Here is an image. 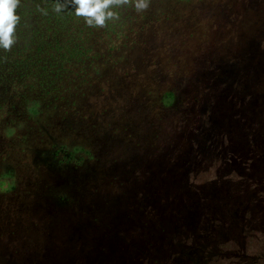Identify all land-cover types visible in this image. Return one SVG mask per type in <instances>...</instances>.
I'll return each mask as SVG.
<instances>
[{
  "label": "rangeland",
  "instance_id": "374dc122",
  "mask_svg": "<svg viewBox=\"0 0 264 264\" xmlns=\"http://www.w3.org/2000/svg\"><path fill=\"white\" fill-rule=\"evenodd\" d=\"M262 1H142L138 7L141 5L148 14L146 17L140 15L134 22L139 25L138 29L145 24V30L132 40L137 44L135 41V44L128 43L129 47L133 45L131 48L113 50L95 47V55H101L97 66L89 65L85 68L86 74L84 72L74 78L76 82L69 98L65 99L69 104L65 101L48 106L50 100L43 95L39 98L40 106H36L44 111L40 108V113L31 114V119L22 112L7 110L6 105L0 110V264H69L71 257H78L77 260L85 264L84 260L93 258L100 246H97L99 250L93 247L81 252L79 244L64 241L70 234L60 232L59 224L62 223L67 230L72 226H82L85 234L88 229L97 230V235L110 237L116 242L124 238L120 230L126 225L133 229L135 225H142L141 230L152 225V234L144 245L138 246L137 254L142 264H152L156 259L160 260L159 264H171L173 259L179 258L180 251H191L193 247L205 257H214L218 261L216 264H264V226L253 222L264 219V211H260L264 209V179L261 184L257 183L258 186H252V190L248 189L246 177L239 175L238 161L231 155V158L226 157L230 150L217 152L213 159L204 162L196 184L204 186L205 182L225 172L220 159L230 166L224 174L225 179H232L229 187L240 188L237 193L239 202L253 207L239 209L243 218L253 219V224H239L237 239L231 230L224 237L213 233L214 216L218 219L219 215L228 217L234 212L222 214L220 212L225 209L219 207V214H214V209L207 210L205 202L200 210L197 208L195 218L184 217L186 210L183 204L167 211L160 203L153 206L156 209L150 223L149 219L140 224L127 222L124 218L127 219L132 210L128 204L131 205L132 193H137L135 183H142V174L150 176L149 168L157 169L159 160L163 159L164 155L159 154L169 150L172 144L169 143L170 133L182 123L179 115L182 108L190 109L191 104H196L195 97L204 98L206 88L210 93L220 83L210 86L213 80L209 77L207 86L203 84L199 88L196 85L202 78L196 71L210 68L214 80L224 81H233L222 75L224 70L238 71L242 89L251 86L245 77L246 58H249V49L246 48L249 40L245 34L250 27L248 17L241 10L250 2ZM257 48L251 56L262 64L263 58L258 56L264 48L262 40ZM209 62L211 66H208ZM261 64L255 66L261 67ZM221 66L225 68L223 71ZM165 68L171 71L170 76L164 75ZM160 70H164L163 75L158 77ZM169 77L170 87L173 79L182 86L188 82L190 94L186 101L179 103L177 100L175 107L165 109L164 113L165 110H159L156 95L150 93L154 91L150 80H165L163 85L169 88ZM252 84L260 89L258 94H264V79L260 83L252 81ZM138 89L143 92L138 93ZM2 100L17 104L13 97H0V105ZM188 113L185 111L187 116ZM42 123H45L44 127ZM255 127H258L257 121L253 125ZM223 144L226 147L230 142L226 138ZM61 146L74 150L80 161H67L65 154L55 155ZM205 157L207 155L201 159H209ZM248 157L252 159V156ZM206 165H213V168ZM242 166L243 173L251 168L250 163ZM258 187L261 191L257 190ZM58 188L63 190L52 192ZM60 195H68V204L60 201ZM146 207L147 211L151 210L150 206ZM168 212L171 223L165 220ZM167 223L165 231L157 232V225ZM190 224V229H187ZM216 227L227 230L230 224L219 222ZM18 242L40 246L44 251L30 249L23 252L24 248Z\"/></svg>",
  "mask_w": 264,
  "mask_h": 264
},
{
  "label": "trees",
  "instance_id": "16d2710c",
  "mask_svg": "<svg viewBox=\"0 0 264 264\" xmlns=\"http://www.w3.org/2000/svg\"><path fill=\"white\" fill-rule=\"evenodd\" d=\"M142 1L149 0H0V97H13L17 102L15 104L2 100L0 110L6 105L7 110L15 111L18 114L22 112L31 119V114L38 115L40 113L41 107L38 109L36 105L40 106L39 98L43 95L50 100L47 103L48 106L55 102L64 103L65 99L70 96L74 81L76 82L74 78L80 77L84 72L86 74L85 68L89 65H96L101 57L98 53L95 55L97 51L95 47L97 49L109 47L111 50L120 49V47H133V45L129 47L128 43L135 44L136 40L133 43V38L137 39L145 30V24L140 25V29H138L139 25L134 24L139 20L140 15L146 17L148 14V10L143 9L141 5L138 7L143 3ZM241 11L248 17V26L250 27L245 34L249 40L246 46L249 49V58H246L245 64L253 62L247 67L245 65V77L253 86L252 81L260 83L264 79V48L263 51L258 52V56L263 58L262 64L254 56H251L253 51L257 52L260 40L264 44V0L261 3L250 2ZM221 56L225 57V55ZM224 60H227L226 57ZM257 63L261 64L262 69L255 66ZM208 66H211L210 62ZM221 67L223 71L225 68ZM209 69L204 67L202 71L201 69L199 72L196 71L197 76L202 78L196 86L199 88L203 84L207 86L209 77H212L213 80L210 86L220 83L210 93L206 92L210 91L207 88L204 90L203 95H208V98L206 96L204 98L195 97L196 104H191L190 109L184 107L181 113L178 110L182 123L175 127L172 134L170 133L172 140L170 139L169 143L172 144L167 153L163 151L164 154H159V156H164L161 161L159 160L157 169L149 168L150 176L142 174L143 178L141 179H144L142 183H135L137 193H132L131 205L128 204L132 210L127 219L124 217L125 221H137L142 224L145 219H149L150 223V218L154 216L155 207L159 203L164 204L167 211L172 210L178 204H183L186 210L184 217L194 216L195 218L197 208L200 210L205 202L207 210L214 209V214H219V207L225 209L220 212L222 214L226 211L234 212L233 216L222 217L223 215H219V220L214 216L216 222L213 233H218L220 237L227 236L231 230L232 236L237 239L236 232L239 224L242 222L253 224L251 223L252 218V220L243 218L240 213L239 209L241 208L248 210L253 207L239 202L237 193L241 190L240 188L229 187L232 179H225L224 174L230 170V166L228 167L224 159H220L222 167L226 168L223 174L208 180L204 186L196 184V177L202 174L204 162L213 159L217 152L230 150L226 157L231 155L238 161L235 163L239 170L241 169L239 175L246 177L247 188L252 190V186L257 185L258 182L262 183L260 181L264 179V171L261 172L264 165V94L259 93V95L260 89L256 86H253V89L251 86L242 89L241 81H239L241 75L238 71L231 73L224 70L222 75L233 80L224 81L214 80L212 69ZM163 71L160 70L157 76L161 77ZM170 72L165 68L164 75L170 76ZM198 77L197 80L200 79ZM169 80L170 77L167 80L169 88L164 87L165 80L161 82L150 80V83L153 84L152 88H154V91L151 90L150 93L156 95L161 111L175 107L177 100L180 101L179 103H183L189 98L188 82L182 86L178 84L179 81L173 79L171 80L173 86L170 87ZM180 86H182V90L178 92ZM141 91L143 92L138 89V93ZM65 103L69 104V101ZM124 104L119 105L118 110ZM64 107L66 108V105ZM42 111L44 110L42 109ZM185 111L189 112L188 116ZM251 112L252 114H250ZM167 114L170 115V112ZM251 117L256 120H252ZM2 120L5 121V119ZM256 121L258 127L253 128ZM44 124L42 123L41 126L44 127ZM178 136L182 139L180 140ZM226 138L230 142L228 147H224L223 144ZM73 152L74 150L71 151L68 147L61 146L58 147V151H55V155L65 154L67 161H80ZM203 155H207L205 158L209 159L202 160ZM248 156H252V159H249ZM246 163H250L251 168L243 173L242 165H246ZM156 164H158V158ZM205 167L213 168V165ZM250 175L252 178H249ZM60 190L63 189L58 188L52 192ZM257 190L261 191L259 187ZM141 191L144 192L140 194ZM251 195L254 197L253 193ZM61 196L62 200L60 201L64 202L63 204H68V195ZM146 206H150L151 210L147 211ZM260 211H264V209ZM170 215L168 212L167 218H165V220H169V223H171ZM156 220L158 222V217ZM77 222L75 221V224ZM163 222L166 223V221ZM219 222L220 224L221 222L230 224V229H218L216 225ZM253 222H256V225L262 223L264 226V219L253 220ZM167 225L168 223L163 226L157 225L159 226L156 229L157 232L165 231ZM59 226L62 228L60 232L70 234L69 238L64 241H72L75 245L79 244L81 252L93 247L99 250L97 246H100V252L96 251L93 258L85 259V264H142L139 254H137V252L139 253L138 246L146 243V238L152 234L153 230L152 225L146 227L145 230L140 229L142 225H135L134 229L126 225L120 230L124 233V238L116 242L110 237L97 235L98 231L94 229H88L85 234L82 232L84 231L82 226H72L68 230L66 226L64 228L63 223ZM190 227L191 224L186 226L187 229ZM209 236L212 234L206 235L204 239ZM20 244L24 248L23 252L30 249L35 252L44 251L40 246H33L29 243ZM58 244H62V242L58 241ZM193 244L195 245L194 242ZM10 251L12 252V250ZM180 252L179 258L173 259L171 264H216L218 262L213 259L214 257L201 255L194 247L191 251L186 249V251ZM17 258L15 260H18ZM77 258H69V264H84L80 263ZM3 261L5 262V260ZM151 263L159 264L160 260L156 259Z\"/></svg>",
  "mask_w": 264,
  "mask_h": 264
}]
</instances>
